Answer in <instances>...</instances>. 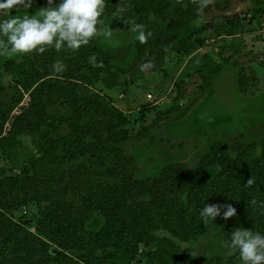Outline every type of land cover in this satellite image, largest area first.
<instances>
[{"label":"trees","instance_id":"1","mask_svg":"<svg viewBox=\"0 0 264 264\" xmlns=\"http://www.w3.org/2000/svg\"><path fill=\"white\" fill-rule=\"evenodd\" d=\"M200 1L121 0L129 11L117 13L120 0H106L101 19L116 35L133 34L131 21L144 25L145 42L134 40L143 55L168 38L157 37L148 26L150 14L176 31L199 16ZM180 4L185 9L172 12ZM44 6L37 1L36 9ZM4 57L0 69L12 86L0 106V151L13 155L20 138L29 136L39 156L21 175L0 176V264H240L236 252L198 258L178 244L207 235L211 221L205 224L198 212L206 203L232 204L243 228L264 234V139L259 148L241 137L232 145L219 141L194 167L170 163L141 179L126 144L148 132L132 136L127 116L101 102L98 85L116 89L121 78L100 36L77 51ZM56 60L63 61V72L53 70ZM241 74L238 84L245 87ZM6 91L0 83V93ZM174 112L156 113L155 122ZM212 170L217 172L210 176ZM30 206L38 211L34 223L14 218ZM95 219L101 227L93 231L88 224ZM214 222L216 237L229 239L232 230L224 227L222 216Z\"/></svg>","mask_w":264,"mask_h":264},{"label":"rangeland","instance_id":"2","mask_svg":"<svg viewBox=\"0 0 264 264\" xmlns=\"http://www.w3.org/2000/svg\"><path fill=\"white\" fill-rule=\"evenodd\" d=\"M37 1L33 0L30 9L22 6L20 14L34 13ZM42 1L48 4V0ZM175 9L184 10L185 5L176 6L172 12ZM167 25L150 14L148 26L157 37L168 38L160 48L143 55L137 52L135 34L100 35L101 46L111 55L112 69L121 78L116 89L98 85L101 102L127 116L132 136L148 132L146 138L126 144L127 152L138 163L141 179L156 176L170 163L185 162L194 167L219 141L232 145L241 137L243 143H256L259 148L264 139V0H201L200 14L192 23L176 31ZM103 26L115 31L108 21ZM5 59L0 57V68ZM249 68L254 69V75ZM241 71L245 87L238 84ZM0 83L7 90L0 93L1 106L10 97L12 86L11 78L1 69ZM252 83H258L257 87ZM147 108L152 111L142 114ZM171 110L176 112L168 120L155 122L156 113ZM32 142L31 137L24 136L13 155L0 151L2 178L21 175L35 161L39 155ZM254 155L258 156V151ZM216 172L212 170L210 176ZM37 213L30 206L14 218L20 223H34ZM223 220L228 230L242 227L237 214ZM88 227L100 229V220L90 221ZM218 232L213 222L198 241L177 242L198 258L234 254L222 238L216 237ZM157 234L166 235L161 231Z\"/></svg>","mask_w":264,"mask_h":264},{"label":"clouds","instance_id":"3","mask_svg":"<svg viewBox=\"0 0 264 264\" xmlns=\"http://www.w3.org/2000/svg\"><path fill=\"white\" fill-rule=\"evenodd\" d=\"M32 2L0 0V57L44 53L47 49L77 51L102 32L108 36L114 33L103 26L101 19L106 11V0H48L47 6L37 8L34 13L20 14L21 7L30 9ZM115 11L127 13L129 9L120 0ZM128 31L135 34V40L145 42L144 25L131 21ZM95 59V56L89 58L93 66ZM52 67L57 73L65 70L61 60L54 61ZM251 182V179L247 181L248 184ZM198 212L205 224L209 221L213 224L220 216L228 219L236 215V209L230 203H206ZM228 236L223 244L238 254L241 264H264V234L241 227L233 229Z\"/></svg>","mask_w":264,"mask_h":264},{"label":"crops","instance_id":"4","mask_svg":"<svg viewBox=\"0 0 264 264\" xmlns=\"http://www.w3.org/2000/svg\"><path fill=\"white\" fill-rule=\"evenodd\" d=\"M42 1V0H41ZM43 2V1H42ZM44 3V2H43ZM46 5V3H44ZM23 9V7H21V10ZM13 14H15V12H13Z\"/></svg>","mask_w":264,"mask_h":264},{"label":"water","instance_id":"5","mask_svg":"<svg viewBox=\"0 0 264 264\" xmlns=\"http://www.w3.org/2000/svg\"><path fill=\"white\" fill-rule=\"evenodd\" d=\"M53 253H55L56 251L55 250H52Z\"/></svg>","mask_w":264,"mask_h":264}]
</instances>
